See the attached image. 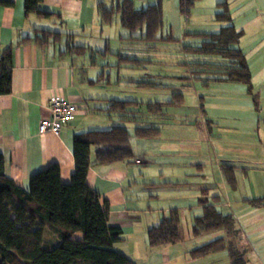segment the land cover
Wrapping results in <instances>:
<instances>
[{"label":"crops","instance_id":"crops-1","mask_svg":"<svg viewBox=\"0 0 264 264\" xmlns=\"http://www.w3.org/2000/svg\"><path fill=\"white\" fill-rule=\"evenodd\" d=\"M9 1L12 2L11 6L0 5V48L14 43L20 37L33 36L37 32L36 29H47L61 34L55 41H50L42 47L29 41L13 49L11 92L0 95V153L4 171L18 185L27 189L33 173L51 164H57L61 181L68 183L75 168L73 136L114 126L127 128L123 124L126 121L121 120L117 113L107 110L108 103L109 100H136L99 94L98 88L103 86L106 70L100 66L96 68L94 64L87 65L85 62L87 51L92 53L95 50L99 53L103 45L106 50L109 44L105 39H109L111 23L100 22L97 11V2L100 0H42L38 9L51 13L52 16L49 17H39L35 14L26 16L24 0ZM103 1L110 7L115 0ZM233 2L236 8H233L234 12L246 15L242 22L247 23H241L240 26L242 36L238 46L244 52L245 48L241 47V44L246 39L247 52L244 53L250 70V81L253 90L261 92L264 88V0ZM152 3L155 2H149L147 5ZM231 22L233 23L232 18ZM233 25L236 27L234 23ZM244 25L246 31L242 28ZM92 38L102 42L104 40L105 44L97 42V45L91 46L88 41ZM69 44L84 46L85 52L62 53L68 49ZM252 65H255V70ZM254 71L256 76H259L257 81L253 78ZM100 72L101 76L94 78V75ZM115 72L116 87L119 89L123 86L128 88L145 85L144 82L136 85V77L139 75L131 72L121 75L120 69ZM111 73L112 70H109L106 79L108 84H111ZM53 94H59L76 104L79 112L59 133H39V123L49 117L47 104ZM139 106L136 104L130 108L138 115ZM201 107L200 113L204 117V108ZM91 113L95 115L90 117ZM110 116H117L119 122L105 121ZM163 118L169 122L173 120L169 116ZM204 119L207 120V126L213 122ZM178 126L185 127V123ZM159 132V136L150 139L131 137L128 158L115 157L108 153H101L97 158V147L91 148L86 183L101 199L109 202V225L120 227L122 230V239L115 242L113 248L133 264H230L226 248L199 257L190 255L192 249L222 238L226 246L234 251H245L249 264V259L254 256L253 241L248 240L247 232L240 227L229 203L221 202V195L215 190L216 186L206 179L196 177L202 175L197 174V171H203L204 159L209 155L205 148L207 133L199 141L185 137L170 138L171 144L163 145L169 139L162 140V132ZM192 152L194 158L191 156ZM139 164L145 167L139 168ZM164 165L170 168L167 172ZM218 165L216 168L220 172L219 162ZM205 188L208 189V203L236 220L234 229L217 230L199 236L192 234L193 220L201 214V190ZM224 206L229 209H224ZM171 209L179 212L182 240L175 244L150 246L146 238L147 230L158 225ZM249 230L253 232L248 233V236L255 237L253 239L259 241L262 247L264 229L260 231L252 227ZM261 249L264 251V248Z\"/></svg>","mask_w":264,"mask_h":264},{"label":"trees","instance_id":"trees-1","mask_svg":"<svg viewBox=\"0 0 264 264\" xmlns=\"http://www.w3.org/2000/svg\"><path fill=\"white\" fill-rule=\"evenodd\" d=\"M41 1L24 0L25 15L52 16L51 13L38 9ZM193 2L180 0V12L188 15V7ZM0 5L11 6L12 2L0 0ZM97 11L101 24H110L118 13L121 26L129 32L125 39L152 41L159 38L157 32L162 27L163 20L161 1L135 10L132 0L112 1L110 7L100 0L97 2ZM217 19L224 22L220 30L214 33L193 34L203 39L198 48L190 49L218 57L219 62L208 64L220 69L217 73L222 77L216 80L241 82L247 86L249 92L252 90L250 70L245 53L238 46L242 31L237 30L231 22L227 7L217 14ZM142 27L144 33L134 35ZM36 31L33 36L20 37L14 43L0 48V95L11 92V57L14 47L29 41L42 47L50 41H55L61 34L47 29ZM67 48L62 53L85 52V47L80 45L69 44ZM174 96L180 97V94L176 93ZM136 104V101L131 100H109L107 107L109 112H116L123 121L147 124L136 126L133 133H129L123 126H114L73 136L75 168L68 183L61 181L59 166L51 164L33 173L29 178L28 188L24 189L6 175L0 153V264H133L113 248V244L122 239V230L120 227L109 225V202L101 199L98 193L87 185L86 175L90 166L92 146L97 147V158L101 153L128 158L131 137L150 139L159 135L158 128L152 126L148 120L141 119V116L130 108ZM148 109L151 111L150 107ZM222 171L228 183L233 185L232 167L224 166ZM207 190H201V214L194 218L191 227L194 236L217 230H232L235 227L236 220L231 215L223 214L208 203ZM250 203L255 207L264 208V197L250 199ZM76 234L81 236L76 237ZM146 238L150 246L180 242L182 233L179 212L176 209L169 210L158 225L147 230ZM225 248L230 264H247L244 252L234 251L226 246L222 238L192 249L190 255L199 257Z\"/></svg>","mask_w":264,"mask_h":264},{"label":"rangeland","instance_id":"rangeland-1","mask_svg":"<svg viewBox=\"0 0 264 264\" xmlns=\"http://www.w3.org/2000/svg\"><path fill=\"white\" fill-rule=\"evenodd\" d=\"M132 1L135 10L149 2L161 1L163 20L157 32L159 38L152 41L125 39L129 32L121 26L119 14L116 13L109 26V39H105L109 42L107 49L103 45L99 53L95 50L86 52L87 65L94 64V67L100 66L106 70L103 86L98 88L99 94L138 101L137 105L142 106L137 108L140 118L152 121L151 125L162 132V140L169 139L163 145H170V138L185 137L199 141L207 133L205 148L209 155L204 159L203 171H197V174L202 175L196 177L216 186L221 202L229 203L240 227L247 232L248 240L253 241L254 256L249 259V264H264V251L261 249L264 243L260 247L259 241L253 239L255 237L248 236V233L253 232L249 230L252 227L260 231L264 229V208L250 203V199L264 197V88L261 92L253 88L248 92L247 86L241 82L216 80L222 77L217 73L220 69L208 64H216L220 59L209 53L191 50L198 48L203 39L193 34L218 32L224 25L223 21L217 19V14L224 11L225 7L237 30L247 23L242 22L245 13L234 12V0H193V4L188 7V15L180 12V0ZM242 28L246 31V25ZM143 33L142 27L134 35ZM88 42L91 46L97 45V42L105 44L104 40L102 42L95 38ZM241 47L245 48L246 53V39ZM252 67L255 70V65ZM118 69L121 75L130 72L139 75L136 85L142 82L145 85L117 88L115 71ZM109 70H112L109 76L111 84L106 80ZM100 76L101 72L94 78ZM258 77L254 71V80L257 81ZM176 93L180 97L174 96ZM201 106L204 108V117L200 113ZM112 113L116 114L114 111ZM93 115L91 113L90 117ZM165 116L173 120L166 121L163 118ZM204 118L213 122L207 126ZM105 121L119 122L117 116H110ZM184 123L185 127L178 126ZM123 124L129 132H133L136 126L147 125L130 121ZM191 156L194 158L193 152ZM218 162L220 172L216 168L219 167ZM227 165L232 167L233 185L228 183L222 171ZM137 166L145 167L143 164ZM164 168L165 172L170 169L167 165ZM224 209L229 208L224 206Z\"/></svg>","mask_w":264,"mask_h":264},{"label":"built area","instance_id":"built-area-1","mask_svg":"<svg viewBox=\"0 0 264 264\" xmlns=\"http://www.w3.org/2000/svg\"><path fill=\"white\" fill-rule=\"evenodd\" d=\"M47 108L49 117L39 123V133L47 131L59 133L60 129L71 122L79 112L76 104L59 94H53L49 97Z\"/></svg>","mask_w":264,"mask_h":264}]
</instances>
